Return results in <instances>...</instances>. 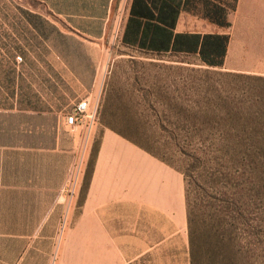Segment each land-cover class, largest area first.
<instances>
[{
    "label": "rangeland",
    "instance_id": "374dc122",
    "mask_svg": "<svg viewBox=\"0 0 264 264\" xmlns=\"http://www.w3.org/2000/svg\"><path fill=\"white\" fill-rule=\"evenodd\" d=\"M129 4L115 0L103 40L90 45L99 59L86 89L79 74L41 47H26V59L15 56L19 76L10 84L12 40L25 38L15 31L16 7L69 33L65 20L39 0H0V131L26 136L22 131L35 127L36 141L50 145L54 117L88 99L97 107L92 128H67L64 136L65 146L76 137L77 159L60 199L81 203L99 137L111 131L184 174L194 220V264H264V133L252 134L264 124L254 80L264 78V0H238L229 15L226 68L203 66L197 56L124 49L120 31ZM191 16L190 29H201L202 18ZM32 106L52 112L38 119L27 110Z\"/></svg>",
    "mask_w": 264,
    "mask_h": 264
},
{
    "label": "crops",
    "instance_id": "0c3cea01",
    "mask_svg": "<svg viewBox=\"0 0 264 264\" xmlns=\"http://www.w3.org/2000/svg\"><path fill=\"white\" fill-rule=\"evenodd\" d=\"M39 1L65 20L69 34L97 47L115 3L68 0L64 14L48 0ZM88 7L103 10L102 17ZM191 15L180 13L175 33L229 34L204 19H199L201 29L191 30ZM92 25L98 37L85 34ZM76 159V137L69 146L54 148L29 146L22 135L0 136V264H191L180 171L119 134L103 131L77 204L74 197L60 199Z\"/></svg>",
    "mask_w": 264,
    "mask_h": 264
},
{
    "label": "trees",
    "instance_id": "16d2710c",
    "mask_svg": "<svg viewBox=\"0 0 264 264\" xmlns=\"http://www.w3.org/2000/svg\"><path fill=\"white\" fill-rule=\"evenodd\" d=\"M230 1L229 3V0H131L129 15L124 26L120 44L122 47L133 48L143 54L152 53L156 56L166 54L197 56L201 65L208 68H221L227 56L230 43L229 34L175 33L174 30L182 11L197 15L219 28H229L231 26L229 15L236 11L238 4V0ZM48 2L56 11L67 14L68 0H57L55 3H50V0H48ZM15 9L19 15L18 21L15 22L17 26V30L15 29V31L25 36L22 39L27 42H22V39L21 41L17 39L12 40V48L16 53L11 55V66H8V72H11L9 76L10 84L14 85L19 76L16 72L15 59L17 57L15 56L19 55L20 59H26V52H28L25 49L26 47H41L42 49L56 53L61 60L69 65V68L73 72L80 75L81 79L79 81L82 85L86 89H90L95 78L99 52L80 38L62 32L54 23L40 14L20 7H16ZM87 10L91 11L96 18L102 17L104 12L102 10L99 13L95 8L91 7H88ZM99 26L100 24H98V28ZM85 34L93 37L100 35L99 31L95 30L94 25H92V29L88 28ZM80 65H83V71ZM3 68H5V65ZM86 71L89 72V75L84 78L83 74ZM254 80L258 84L257 88L260 92L259 97L262 98L261 106L264 111V78L256 77ZM29 95L28 92L25 95L27 96V104L29 102ZM10 96H14L13 92L10 93ZM27 110L37 112V118L42 120L46 119L42 113L52 112L47 111L46 108L40 109L34 106L28 107ZM69 111H60L54 117L56 125L52 126L54 137L50 145L41 144L36 141L33 137L36 131L35 127L21 133L26 135L27 144L37 147H62L64 145L65 133L68 130L64 123V114ZM257 133H264V124L262 126H255L252 129V134ZM3 135H12V132L10 130H1L0 136ZM120 136L124 137L123 135ZM183 177L185 180L184 174ZM185 190L189 254L190 262L194 264V220L191 218L192 210L190 209L186 181Z\"/></svg>",
    "mask_w": 264,
    "mask_h": 264
},
{
    "label": "built area",
    "instance_id": "2783aa9c",
    "mask_svg": "<svg viewBox=\"0 0 264 264\" xmlns=\"http://www.w3.org/2000/svg\"><path fill=\"white\" fill-rule=\"evenodd\" d=\"M96 106H90L88 99H82L64 114L65 126L71 130L91 129L96 119ZM65 190H62L63 193ZM61 197V196H60Z\"/></svg>",
    "mask_w": 264,
    "mask_h": 264
}]
</instances>
